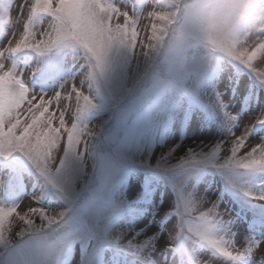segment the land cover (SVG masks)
<instances>
[{
    "label": "snow or ice",
    "instance_id": "6c2138e0",
    "mask_svg": "<svg viewBox=\"0 0 264 264\" xmlns=\"http://www.w3.org/2000/svg\"><path fill=\"white\" fill-rule=\"evenodd\" d=\"M262 66L264 0H0V264H264ZM130 156L174 197L139 231Z\"/></svg>",
    "mask_w": 264,
    "mask_h": 264
},
{
    "label": "rangeland",
    "instance_id": "374dc122",
    "mask_svg": "<svg viewBox=\"0 0 264 264\" xmlns=\"http://www.w3.org/2000/svg\"><path fill=\"white\" fill-rule=\"evenodd\" d=\"M13 15H15V13H13ZM39 59L40 58L34 56L33 61ZM33 66H35V64H33ZM50 77H38V80H43L44 82H46ZM53 84H55V81L53 82ZM37 90L39 89L37 88ZM191 128L192 125L191 123H189L185 125L183 129L170 131V133L162 141L154 142L151 147V155L148 157L149 163L154 164L156 158L160 156L161 152H166L168 148L174 144L179 143L181 145L195 146L196 144L201 143L202 140L206 142V137H209V135L215 131L214 128L207 125L200 127L198 132H193ZM129 159L133 160L134 162L127 164L142 170L139 167L138 163L135 162L137 160L135 156H130ZM119 171H122L120 166ZM150 174L152 173L147 172L146 175L133 173L130 180H127V191L130 200H137V196L145 192L147 193L148 198L152 199V203L149 205L140 204L139 209H143V211L140 212L138 210L139 215L133 221V226L137 231L145 226V218H147L150 227L153 226V221H159L164 216V212L170 207L172 203L171 201L173 200V197L169 194L167 188L163 184H161L159 180H155L152 184L158 187V190L154 195L148 194V186L143 189L144 179H146L147 177L153 179L160 176L158 174H152L153 176H150ZM27 203L28 201H24V203L21 205V208H23ZM165 222L169 225V227H171V225L175 223V220L173 218L172 220L169 219ZM15 224L18 227L20 225V222L16 221ZM155 230H160L159 224L155 225Z\"/></svg>",
    "mask_w": 264,
    "mask_h": 264
},
{
    "label": "clouds",
    "instance_id": "9594fccd",
    "mask_svg": "<svg viewBox=\"0 0 264 264\" xmlns=\"http://www.w3.org/2000/svg\"><path fill=\"white\" fill-rule=\"evenodd\" d=\"M256 23L257 25H259L260 22L257 21ZM255 30H256V26L249 25L247 20H245L240 26L239 38L241 42H243L247 34L254 32ZM261 70L264 71V66L261 67Z\"/></svg>",
    "mask_w": 264,
    "mask_h": 264
}]
</instances>
